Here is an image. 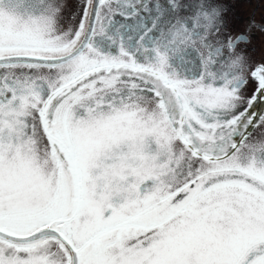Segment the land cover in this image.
<instances>
[{
	"label": "snow or ice",
	"instance_id": "6c2138e0",
	"mask_svg": "<svg viewBox=\"0 0 264 264\" xmlns=\"http://www.w3.org/2000/svg\"><path fill=\"white\" fill-rule=\"evenodd\" d=\"M67 6L0 0V264H264V56L228 7Z\"/></svg>",
	"mask_w": 264,
	"mask_h": 264
},
{
	"label": "rangeland",
	"instance_id": "374dc122",
	"mask_svg": "<svg viewBox=\"0 0 264 264\" xmlns=\"http://www.w3.org/2000/svg\"><path fill=\"white\" fill-rule=\"evenodd\" d=\"M228 7L226 13L227 28L224 31L231 36L246 33L248 43H242L238 50L243 51L250 63L259 61L264 56V33L258 27L264 23V0H222ZM65 20L70 22L77 11V0H67ZM254 85L249 83L245 96H251ZM258 131V130H257ZM256 135V132L253 133Z\"/></svg>",
	"mask_w": 264,
	"mask_h": 264
}]
</instances>
